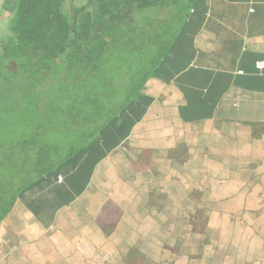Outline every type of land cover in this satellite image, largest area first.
Instances as JSON below:
<instances>
[{"label":"crops","instance_id":"crops-1","mask_svg":"<svg viewBox=\"0 0 264 264\" xmlns=\"http://www.w3.org/2000/svg\"><path fill=\"white\" fill-rule=\"evenodd\" d=\"M17 3L0 0L2 42ZM174 53L129 129L112 124L0 223V264H133L134 251L143 264H264V133L252 131L264 123V0H204ZM202 208L204 235L189 221Z\"/></svg>","mask_w":264,"mask_h":264},{"label":"trees","instance_id":"trees-1","mask_svg":"<svg viewBox=\"0 0 264 264\" xmlns=\"http://www.w3.org/2000/svg\"><path fill=\"white\" fill-rule=\"evenodd\" d=\"M69 1L70 5L66 0H18L11 36L1 43V92L9 88L8 95L28 110L37 97L42 98L39 86L55 72L56 93L70 100L73 117H82L80 123L71 124L82 135L75 150L59 152L57 141L41 125H34L28 135L24 122L0 114V223L23 196L38 194L87 149L98 145L112 124L123 132L131 127V113L144 114L151 100L143 93L147 81L167 57L175 58L185 27L204 4V0H87L82 5ZM138 47L141 54L155 50L152 71L133 85H122L124 74L113 64ZM252 131L264 133V123L252 124ZM150 202L158 207L164 204L155 195ZM189 221L193 232L204 235L206 209H198ZM134 252L129 259L143 264Z\"/></svg>","mask_w":264,"mask_h":264},{"label":"rangeland","instance_id":"rangeland-1","mask_svg":"<svg viewBox=\"0 0 264 264\" xmlns=\"http://www.w3.org/2000/svg\"><path fill=\"white\" fill-rule=\"evenodd\" d=\"M1 43L2 41H0V47ZM1 52L0 50V53ZM147 53L148 54H141L138 47V49H134L130 53V59V54L127 52L123 53L121 55L122 57H118L117 64L113 65L117 68V71H122V74H124L126 80H124L122 85L130 86L131 83L133 85L139 82L146 71H152V60L154 59L152 54L155 53V50L149 48ZM51 74V79L48 80L46 84L39 86L38 91H41L43 94L42 98L37 97L35 101L36 105L32 104L28 110H23L25 107L24 104L16 103L17 101L14 100V97L8 95L11 93L9 88L5 92H1L0 84V114L4 115L6 119L12 122L14 119L21 120L20 124L24 122L27 130L26 132L27 134L29 133L28 135H30V129L34 125H41L42 128H44L43 131L51 135L52 140L57 141L58 145L56 150L66 153L74 148L76 149L78 146L79 142L76 143V139H79L80 135H82L81 130L76 129V127L71 126V124L74 120L80 123L82 117H77L78 119L73 117L74 114L69 111L70 100H68L66 96H58L59 94L56 93V90L58 91V85L56 84V80H54L56 73L52 72ZM64 89L66 91V88ZM123 94V98L125 99L126 93ZM28 102L32 101L28 100ZM3 107L8 108V111H5ZM61 108H64L63 111Z\"/></svg>","mask_w":264,"mask_h":264},{"label":"built area","instance_id":"built-area-1","mask_svg":"<svg viewBox=\"0 0 264 264\" xmlns=\"http://www.w3.org/2000/svg\"><path fill=\"white\" fill-rule=\"evenodd\" d=\"M256 68L258 69V70H264V61L263 60H259V61H257L256 62ZM58 181L59 182H62L63 181V176L62 175H59L58 176Z\"/></svg>","mask_w":264,"mask_h":264}]
</instances>
